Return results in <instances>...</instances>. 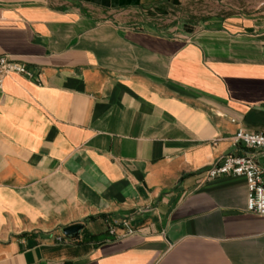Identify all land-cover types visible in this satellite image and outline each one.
Here are the masks:
<instances>
[{"label": "crops", "instance_id": "0c3cea01", "mask_svg": "<svg viewBox=\"0 0 264 264\" xmlns=\"http://www.w3.org/2000/svg\"><path fill=\"white\" fill-rule=\"evenodd\" d=\"M181 1L0 0V53L35 74L0 80V264H264L244 177L203 176L227 152L264 164L230 139L264 132V0L122 23Z\"/></svg>", "mask_w": 264, "mask_h": 264}, {"label": "built area", "instance_id": "2783aa9c", "mask_svg": "<svg viewBox=\"0 0 264 264\" xmlns=\"http://www.w3.org/2000/svg\"><path fill=\"white\" fill-rule=\"evenodd\" d=\"M17 72L28 78H34L35 74L23 63L14 61L6 53H0V80L9 73ZM233 144H242L248 148L260 149L264 156V132L237 128L231 135ZM219 174L242 175L245 179L246 194L244 209L264 215V164H259L250 154L242 152H227L219 155L203 170L206 178ZM109 233H115L117 225H123L124 231H131L128 219L111 217L105 219ZM61 236H57L60 239Z\"/></svg>", "mask_w": 264, "mask_h": 264}, {"label": "rangeland", "instance_id": "374dc122", "mask_svg": "<svg viewBox=\"0 0 264 264\" xmlns=\"http://www.w3.org/2000/svg\"><path fill=\"white\" fill-rule=\"evenodd\" d=\"M47 1L60 5L65 4L66 0ZM208 2L213 3L212 0H208L207 3L199 0H184L169 8L162 6L158 15L150 13L149 9L131 10L125 12V20L122 23L127 26L153 23L155 27L161 29L170 27L173 30L186 31L198 26V17L203 10L213 8Z\"/></svg>", "mask_w": 264, "mask_h": 264}, {"label": "water", "instance_id": "95a60500", "mask_svg": "<svg viewBox=\"0 0 264 264\" xmlns=\"http://www.w3.org/2000/svg\"><path fill=\"white\" fill-rule=\"evenodd\" d=\"M81 226H82L81 222H72L61 226L60 231L62 232L63 235L74 236L78 233Z\"/></svg>", "mask_w": 264, "mask_h": 264}]
</instances>
